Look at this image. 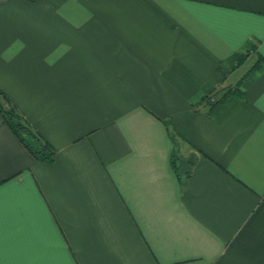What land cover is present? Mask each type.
I'll list each match as a JSON object with an SVG mask.
<instances>
[{"label":"crops","instance_id":"1","mask_svg":"<svg viewBox=\"0 0 264 264\" xmlns=\"http://www.w3.org/2000/svg\"><path fill=\"white\" fill-rule=\"evenodd\" d=\"M259 57L264 0H0V88L56 150L0 112V264H264Z\"/></svg>","mask_w":264,"mask_h":264},{"label":"trees","instance_id":"2","mask_svg":"<svg viewBox=\"0 0 264 264\" xmlns=\"http://www.w3.org/2000/svg\"><path fill=\"white\" fill-rule=\"evenodd\" d=\"M248 54H238L236 64L232 67V71L241 67L249 58ZM264 64V59L259 57L258 61L252 67L251 71L260 69ZM249 72L236 84L229 85L223 88H215L204 96L197 107H208L209 112L218 104L226 102L228 99L233 97H244V91L242 85ZM224 81V80H223ZM0 112L4 117V120L14 133V135L21 141L26 149L39 161L41 162H53L56 157L55 148L45 140L40 134L35 132L28 122L19 113L17 108L11 102L9 97L0 88ZM167 130L170 136L176 141L182 139L172 128L170 124L165 122ZM180 158L174 154L172 160V166L180 179V182L189 178L190 168L181 167ZM180 169L182 171L180 172Z\"/></svg>","mask_w":264,"mask_h":264},{"label":"rangeland","instance_id":"3","mask_svg":"<svg viewBox=\"0 0 264 264\" xmlns=\"http://www.w3.org/2000/svg\"><path fill=\"white\" fill-rule=\"evenodd\" d=\"M226 86H224V87H227V86H229L228 84H225ZM184 161H185V159H184ZM186 164H188L187 162H185Z\"/></svg>","mask_w":264,"mask_h":264}]
</instances>
